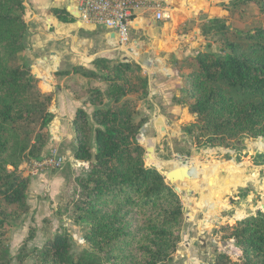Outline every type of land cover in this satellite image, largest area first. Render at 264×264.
<instances>
[{"label": "trees", "instance_id": "16d2710c", "mask_svg": "<svg viewBox=\"0 0 264 264\" xmlns=\"http://www.w3.org/2000/svg\"><path fill=\"white\" fill-rule=\"evenodd\" d=\"M233 4L252 5L264 14V0ZM26 11L24 0H0V264H10L8 226L30 210L29 179L19 168L42 159L54 119L49 97L23 60ZM52 14L63 24L75 22L64 10ZM214 31L225 37V49L199 53L187 64L186 104L196 120L183 129L195 145L231 148L244 138H264V27L236 35L222 24ZM92 68H72L86 81L84 88H72V95L86 97L93 112L89 116L78 108L72 120L73 156L88 170L72 193L71 214L89 224L87 245L110 264L167 263L181 240L183 205L165 177L145 166V150L137 143L143 122L136 123L134 116L148 79L131 61L96 58ZM94 81L103 88L94 87ZM222 230L241 258L233 262L220 254L215 264H264V211ZM34 256L35 264H100L73 256L65 233L46 241Z\"/></svg>", "mask_w": 264, "mask_h": 264}, {"label": "rangeland", "instance_id": "374dc122", "mask_svg": "<svg viewBox=\"0 0 264 264\" xmlns=\"http://www.w3.org/2000/svg\"><path fill=\"white\" fill-rule=\"evenodd\" d=\"M233 1L209 0L210 7H198L199 11H203H200V14L195 17L196 19L189 22L191 28H187L188 23L181 28L184 35L192 33L193 30L198 31L199 35V39L194 40L196 45L189 49L192 54L188 53L180 63L179 68L185 70V77L190 71L187 64L199 53L217 54L220 49H225V37L216 34L214 29L224 24L231 31H235L237 35L264 27V14L257 8L245 4L236 7ZM178 9L177 7L176 12L179 11ZM176 12L172 15V21L175 28H178L185 19L184 16L176 19ZM25 23L27 32L23 60L25 65L31 68L32 73L39 78L42 92L50 99L48 109L54 115V119L48 127L49 141L41 157L55 154L65 157L66 160L61 168L47 169L37 176H32L30 173L31 162L35 160H30L20 166L21 175L29 179L28 204L30 210L21 219L8 226L5 247L10 255V264H35V251L42 248L46 241L51 240L59 233L69 236L73 256L96 260L100 264H110L106 258L96 254L87 245L85 234L89 230V224L83 220H77L71 214L72 193L78 191V180L86 174L88 164L74 159L75 141L70 144L63 143L60 146H52L53 142L59 141V135H56V131L59 129L56 124L57 120H55L58 113L55 105L52 104V94L48 95L45 92V86L41 80L42 72L31 61L32 54L29 50H31L33 41L30 26L28 27L29 24L26 22V15ZM53 28L52 32L56 35L57 41L64 38L62 32L57 33V29ZM166 34L165 31L164 35ZM229 40H236L235 35H230ZM65 42L66 39L59 40L58 43L52 44V48L64 50ZM30 45L31 47L28 48ZM38 56L39 54L36 57ZM57 57L61 61V58ZM67 64H65L66 70H63V65L58 66L57 70L70 71V74L75 75L73 84L76 87L84 88L86 81L82 78L81 72H72V64ZM76 66H80V64L77 63ZM93 86L103 88L99 81H94ZM187 97L188 93L184 100L185 104ZM140 100L141 98L137 107ZM52 105H54L53 109ZM187 107L186 104L185 110L167 115L168 128L165 129L162 138H157L155 143L151 140H156V137H151L148 134L144 137L145 119L140 111H137L134 116L136 123L143 122L137 136V143L145 150L146 167L154 168L160 172L174 189L176 185L167 179L168 172L174 169L181 173V168L191 171L176 186L183 205L184 221L181 240L171 261L162 264H215L220 254L226 255L231 261L236 262L241 258V252L236 248L233 240L226 238L227 233L222 229L226 225L232 226L250 215H256L258 211H264V138H244L233 143L231 148H210L195 145L190 140L189 134L183 129L184 126H188L196 120V116L190 114ZM92 112L93 109H90L87 113L91 116ZM38 179L40 182H37L38 184L32 189L34 180ZM53 179L54 181H52ZM212 206L215 207L214 211ZM24 252H28L27 258L23 256ZM20 258H23L22 262H20Z\"/></svg>", "mask_w": 264, "mask_h": 264}, {"label": "crops", "instance_id": "0c3cea01", "mask_svg": "<svg viewBox=\"0 0 264 264\" xmlns=\"http://www.w3.org/2000/svg\"><path fill=\"white\" fill-rule=\"evenodd\" d=\"M169 2L172 6L169 20L156 21L153 14L146 10L136 12L128 29V43L119 45L113 39L112 32L100 27L80 25L71 12L72 0H24L28 10L26 22L29 24L28 27L30 26L33 41H31L32 47L28 46V48L31 47L29 50L32 54L31 61L42 72L41 80L44 83L45 92L48 95L52 94V104L55 105L58 113L55 119L57 122L55 120L54 122L58 125L59 131H56V135H59V141L53 142L52 146L73 143L75 134L72 120L76 110L80 108L88 112L92 109L85 103L86 97L80 100L73 97L71 90L76 87L73 84L75 75L73 73L59 74L62 71L57 70L58 66L63 65V70H66L67 63L72 64L73 67L88 70L92 69V62L96 58L126 60L138 64L142 74L148 79V89L147 94L140 100L137 111H140L145 119L144 137L146 134L156 137V140H151L153 143L157 141V138H162L165 129L168 128L167 115L186 109L185 70H180L179 66L186 55L191 53L189 49L196 45L194 40H198L199 35L198 31L194 30L184 35L181 28L187 23V28H191L189 22L196 19L200 11H203H199L198 7H210L211 4L209 0H169ZM172 2H175V6ZM177 7L178 12H176ZM53 9L66 11L75 17V22L72 24L59 22L52 14ZM174 12H176V19H180V16H184L185 19L178 28H175L172 21ZM52 28L64 35V38L59 39H66L64 50L52 48V44L59 41L56 40ZM165 31L166 35H164ZM38 54L39 56L36 57ZM57 56L61 58V61ZM77 63L80 66H76ZM144 137L143 139H146ZM37 182L40 180H34L32 189L38 184Z\"/></svg>", "mask_w": 264, "mask_h": 264}, {"label": "built area", "instance_id": "2783aa9c", "mask_svg": "<svg viewBox=\"0 0 264 264\" xmlns=\"http://www.w3.org/2000/svg\"><path fill=\"white\" fill-rule=\"evenodd\" d=\"M71 7L80 25L112 32L119 45L128 43V29L136 12L146 10L156 21L169 20L172 14L169 0H72ZM65 160V157L53 154L32 161L30 173L37 176L47 169H59Z\"/></svg>", "mask_w": 264, "mask_h": 264}, {"label": "water", "instance_id": "95a60500", "mask_svg": "<svg viewBox=\"0 0 264 264\" xmlns=\"http://www.w3.org/2000/svg\"><path fill=\"white\" fill-rule=\"evenodd\" d=\"M177 172V173H176ZM190 170L189 169H182V172L179 173L177 170H172L167 174V179L169 182H171L173 185L175 184L176 186L179 185V182L186 178V176H188L190 174ZM175 186V191L179 192V190L177 189V187Z\"/></svg>", "mask_w": 264, "mask_h": 264}, {"label": "bare ground", "instance_id": "6f19581e", "mask_svg": "<svg viewBox=\"0 0 264 264\" xmlns=\"http://www.w3.org/2000/svg\"><path fill=\"white\" fill-rule=\"evenodd\" d=\"M172 4L175 6V2H172ZM217 166H218V165H217ZM218 167H219V166H218ZM218 167H217V168H218ZM180 168H181V167H180ZM182 169H183V168H181V169H180V170H181V172H182ZM184 170H186V169H184ZM230 186H231V185H230ZM229 188H230V187H229ZM210 206H211V205H210ZM212 207H213V209H212V210L214 211V210H215V207H214V206H212ZM210 208H211V207H210ZM206 214H207V213H206ZM208 222H209V221H208Z\"/></svg>", "mask_w": 264, "mask_h": 264}]
</instances>
